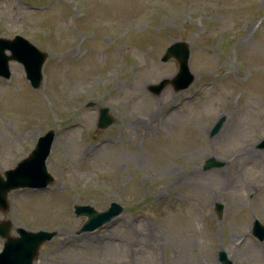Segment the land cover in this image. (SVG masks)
I'll list each match as a JSON object with an SVG mask.
<instances>
[{"label": "rangeland", "instance_id": "1", "mask_svg": "<svg viewBox=\"0 0 264 264\" xmlns=\"http://www.w3.org/2000/svg\"><path fill=\"white\" fill-rule=\"evenodd\" d=\"M15 33L48 56L38 88L16 60L0 77V173L56 130L54 180L10 190L0 210L12 234L57 231L33 264H221L220 250L264 264L251 227L264 224V154L240 153L264 151V0H0V36ZM177 40L194 80L152 93L177 71L161 60ZM100 107L114 119L105 128ZM208 157L222 164L204 169ZM112 201L120 214L77 232L87 217L73 205Z\"/></svg>", "mask_w": 264, "mask_h": 264}, {"label": "water", "instance_id": "2", "mask_svg": "<svg viewBox=\"0 0 264 264\" xmlns=\"http://www.w3.org/2000/svg\"><path fill=\"white\" fill-rule=\"evenodd\" d=\"M8 50V52H6ZM189 44L185 40H177L168 45L161 57L162 61L175 58L178 63L176 73L172 78H162L157 83L149 85V90L153 93H159L166 85L172 84L175 90L187 87L194 79V74L190 71L188 65ZM47 57V53L38 49L25 37L15 34L13 37L0 36V76L8 78L11 74L9 69V60L20 62L33 87H38L42 79L41 66ZM92 104L91 102L88 105ZM221 118L214 127L212 133L216 132L222 123ZM114 121L108 113V107L99 109L97 126L105 128ZM54 138V131L47 130L39 136L35 146L29 154L20 159L16 165L4 171V176L0 174V209L5 211L8 208L6 195L9 190L19 187H44L53 180V176L47 171L45 159L50 151V146ZM264 147V138L258 144ZM222 162L216 161L213 157L205 159L204 168H210L221 165ZM222 205L216 203L217 211H220ZM122 206L115 201L103 210H96L91 205H74L76 215H86L87 219L80 225L78 232L93 230L103 223L121 213ZM10 220H0V235L5 237L4 247L0 252V264H32V261L38 254L40 245L51 239L56 230L39 229L36 231L27 230L24 227H18L16 230L18 236L8 234ZM253 234L258 239H264V225L258 220L254 221ZM218 259L222 264H232L223 250L218 252Z\"/></svg>", "mask_w": 264, "mask_h": 264}, {"label": "bare ground", "instance_id": "3", "mask_svg": "<svg viewBox=\"0 0 264 264\" xmlns=\"http://www.w3.org/2000/svg\"><path fill=\"white\" fill-rule=\"evenodd\" d=\"M90 80V79H89ZM203 143V142H202ZM203 145H205L204 143L202 144V147H204ZM240 153L241 154H245L249 160H257L258 158H260L263 154H264V151L262 152H259L257 151L252 143L250 142H247L240 150ZM193 171L194 173L198 174L200 171L198 168H193Z\"/></svg>", "mask_w": 264, "mask_h": 264}]
</instances>
